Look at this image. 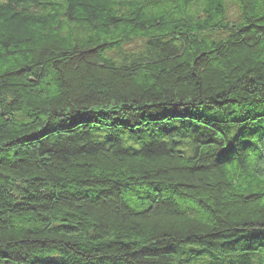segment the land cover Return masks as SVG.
I'll list each match as a JSON object with an SVG mask.
<instances>
[{
    "label": "trees",
    "instance_id": "1",
    "mask_svg": "<svg viewBox=\"0 0 264 264\" xmlns=\"http://www.w3.org/2000/svg\"><path fill=\"white\" fill-rule=\"evenodd\" d=\"M0 264H264V0H0Z\"/></svg>",
    "mask_w": 264,
    "mask_h": 264
}]
</instances>
